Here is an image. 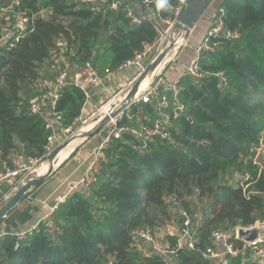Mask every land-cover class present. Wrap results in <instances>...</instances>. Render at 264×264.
Returning <instances> with one entry per match:
<instances>
[{"label": "trees", "instance_id": "trees-1", "mask_svg": "<svg viewBox=\"0 0 264 264\" xmlns=\"http://www.w3.org/2000/svg\"><path fill=\"white\" fill-rule=\"evenodd\" d=\"M107 1L118 9L93 12L77 0H20L9 22L0 7V175L17 160L42 159L52 148L53 131L29 108L40 81L52 76L44 74V65L64 58L73 68L90 62L98 71L96 53L103 41L108 65L117 70L157 38L147 15L165 20L178 0H135L138 13L130 0ZM222 9L240 38L215 39L214 49L200 58L203 76L187 75L184 83L182 78L186 111L172 118L170 137L143 142L126 134L114 140L91 193L77 192L59 204L51 216L54 231L41 222L24 239L1 236L0 264H211L202 252L213 245V231L264 223V170L252 151L264 134V0H223ZM19 16L28 19V32L6 37L5 27H13ZM60 41L64 51L57 48ZM87 100L80 88L64 87L59 127L79 128ZM130 117L121 124L152 126L157 118L152 104L141 103L131 107ZM174 203L182 225L196 212L203 218L195 249L184 246L171 263L151 250L134 258L133 232L165 225ZM177 241L172 239L173 247Z\"/></svg>", "mask_w": 264, "mask_h": 264}, {"label": "built area", "instance_id": "built-area-1", "mask_svg": "<svg viewBox=\"0 0 264 264\" xmlns=\"http://www.w3.org/2000/svg\"><path fill=\"white\" fill-rule=\"evenodd\" d=\"M77 1L86 4L93 12H99L105 7L115 10L118 9V4L116 2L108 5L109 2L107 0ZM188 1L189 0H178L177 3L171 7L172 16L165 20L157 21L152 14L147 15V18L155 25L158 31V36L152 44L145 45L143 50L136 52L133 58L124 62V64L119 68L120 71L131 70L132 74L128 78L127 85L112 94L110 96L111 98L105 102V106H103L99 112L106 109L114 110L113 114H115L121 108V104L134 90L137 82L144 75L149 66L154 64V62L176 41L177 37L172 30L176 27L181 29L179 19L187 7ZM145 2L148 1L145 0ZM128 16L133 18L132 22L134 24H138L140 22L139 18L133 16L132 10H128ZM225 17V11L223 9L220 10L214 24L211 26L207 35L195 50V55L192 61L186 67L187 75L195 79H199L203 76L200 58L203 53L214 49L215 39L224 38L228 41H234L240 38L239 32L231 30L227 26ZM6 19L9 22V16ZM8 25L9 28L5 29L6 37H9L13 31H17L19 37L25 36L28 32V19L22 16L18 17V20L13 27H11L10 23ZM57 48L64 51L66 44L63 41H60L57 44ZM55 70L56 71H54L51 77H46L40 81L39 93L29 102L31 113L43 117L47 121V129L53 131V135L48 138V142L51 145L57 142L55 137L57 130H59L62 134L70 131V129L59 127L61 126L62 116L57 112V107L62 89L73 85L87 93L89 88H93L104 83L100 73L90 62H87L77 68H73L64 58H61L56 61ZM157 72L158 69H156L151 77V84L149 83L147 88L140 91V93L139 89L130 101L133 105L138 103L153 105L157 116L153 125H141L137 127L130 126L128 124H121L126 118L131 119V107L133 105L120 113L116 118H112L106 126V133L102 135L99 145L92 152L89 158L85 174L79 181L69 187L68 194L64 198L60 199L59 204L65 203L70 196L77 192H83L86 195L91 193V188L96 181L97 176L102 172L104 164L107 163V150L114 140H120L126 134H130L137 140H141L143 142L151 141L158 137L161 139H167L170 137L172 118L181 116L186 111V105L181 99L178 82L175 81L172 84H168L162 76H157L154 80V75H156ZM116 99H118V103L116 102ZM113 106L115 107L111 109ZM113 114L109 118H111ZM52 150H49L48 154ZM252 151L255 153V164L260 166V170L262 172L264 170V162H261V159L264 161L263 142L254 146ZM39 161L40 159L38 158L17 160L14 168L7 169L0 175V182L24 177L39 163ZM248 187L249 186H245V190L248 189ZM59 204L55 207V209L59 206ZM202 220V217L195 219H192L191 217L185 218L182 225V234L177 239V247H173L169 240H165L162 246H158L157 238L152 231L138 229L132 234L130 248L131 250H142L144 245H149L152 252L155 251L157 254L162 256L167 263H171L176 252L179 249L184 248V246H187L192 250L195 249V245L197 243V231ZM45 222L48 224V227L54 231L51 218ZM261 227H264V223L257 222L254 226L248 228L237 227L236 229L227 232L220 230L213 231V245L209 246L202 252V258L211 264H230V261H234L241 255L249 253L253 255L254 259H258L264 263V234L252 243L244 242L239 238L238 234L241 229L251 231L255 228ZM36 229L37 228H34L29 233L19 235V238H26L28 234H32ZM170 259L171 262H169Z\"/></svg>", "mask_w": 264, "mask_h": 264}, {"label": "rangeland", "instance_id": "rangeland-1", "mask_svg": "<svg viewBox=\"0 0 264 264\" xmlns=\"http://www.w3.org/2000/svg\"><path fill=\"white\" fill-rule=\"evenodd\" d=\"M130 1H131V5H132L131 6L132 10L138 13L140 11L139 4L135 0H130ZM19 5H20V0H0L1 12L4 16H7V17L9 16V14L13 15L14 13H16L15 11H16L17 7H19ZM49 14H50L49 10L42 12V15L45 17H48ZM18 15L14 16V17H17ZM14 17H12V18H14ZM201 17L198 19V21L195 24H197V23L199 24V22L201 21ZM6 21H7V19H6ZM7 28H9V25L5 27V29H7ZM198 28L199 27H195L194 29L187 32L185 39L181 40L180 44H183V45L179 49H177L174 52L171 51L173 49V46L175 43L174 42L172 44L173 46L171 47V49H167L168 52H167V50L164 52L169 57L168 58L169 62L166 65H164L161 69H159V71L156 73V75H154V80L157 78V76H163L167 72H171L172 75H175L176 77H181L180 80H182V78H183V83L188 79L187 73H186V68L184 69V65H183V64L186 65V63L185 62H177L176 60L180 56V54L183 50L188 49V48L190 49L191 47L193 48L194 40H195L196 36L198 35V30H199ZM180 31H181V29L179 27L178 28L176 27L172 30V32L176 35V37H178V34L180 33ZM96 55L98 56L96 66H97L98 72L100 73L104 83L102 85L94 87V89L97 90L99 97H100V100H101V103L97 104L96 106L94 104H92L91 101L88 103L89 105L87 106V109L84 111V118L81 121V126L79 128L72 129L70 131V133L65 132V134H62V133H60L59 130H57L56 131L57 134L55 136L57 139V142L52 144V146H51L52 148L50 150L55 148L58 144L62 143L63 141L65 142L67 140H71L73 143H78V142H80V140L82 138H84L85 134L87 133V131H85V128H87L90 125L95 124V127H92L89 130V131H91L92 129L98 127L103 122V121H101L99 123H96L99 119L102 118V115L99 113V110L103 106H105V102L107 100H109V98H111L110 96L112 94L116 93L118 90H120L121 88H124L127 85V80L125 78V75H122V73L119 69L113 70L108 65V58H109L110 54H109V52L106 51V48L103 44V41L99 42V46L97 47ZM55 67H56V64L53 62H50L49 64L44 65V67H43L44 74L46 76H51L54 73V71H56ZM180 80L178 81V83L180 82ZM149 82L151 84L152 80L150 79ZM183 86H185V85H182L181 88H184ZM116 102L118 103V99H116ZM114 107L115 106L111 107V109ZM86 122H88V123L84 125V123H86ZM81 128H83L82 131L80 130ZM105 133H106V128H104L101 132H99L94 137H92L90 140H88V142H86L84 145L77 148V151H75L76 153H73L74 156L77 157L80 154L81 150L88 143L90 144L89 145L90 148H88V153H85L87 160L85 161V158H84L81 161V162H83L82 165H84L82 168L85 169L86 166H88V161H89V158H90L93 150L99 145L100 140H101L100 138ZM261 142H263V144H264V134H263V138H262ZM46 156H47V154L42 159H40L39 163L31 170L32 172L31 171L28 172L21 180L18 181L17 179H14L11 181L12 186H15L16 189L13 190V192L5 200V202L2 204L1 208L3 206H5L15 196V194L20 190V188L23 185H25L28 181L36 178L39 175L38 172H36V169L39 168V166H43V162L46 161ZM72 156L73 155L71 154L70 159L72 158ZM46 166H49V170H50V165H46ZM49 170L44 175H46L49 172ZM57 170H58V168H57ZM57 170L46 181V182H48L47 185H45L46 187H48V186L53 187L54 186V181H52V180L55 177ZM79 171H81V170H79ZM84 174L83 173L80 174L77 178V181H79ZM44 175H42V176H44ZM66 189H68V187ZM37 190L33 191L32 193H30L26 197H29L33 194H34V196L35 195L37 196L39 194V193H37ZM67 192H68V190H67ZM172 206H174V207H171V209H170V213H171L170 219L166 222L165 225H163L162 227H160V228L156 229L154 232H152L155 234V237L157 238L158 246H162V244L164 243L165 240H169L172 243V239H174V238L178 239L182 234V230H183V228H182V216L183 215H181V212H179V210L177 209V207H178L177 203L172 204ZM193 208L195 209V207H193ZM56 209L53 208L52 214L54 213V211ZM192 213H193V210H192ZM52 214L49 217H47L46 219H44L43 222H45L46 220L51 218ZM182 214H184V211H182ZM198 217H199V212H196V214H194V216H192L191 218L195 219ZM142 248H143L142 250H137V249L132 250V251H134L133 252V254L135 256L134 258L138 259L143 255L144 256L147 255V253L151 249V247L149 245H144ZM169 262H171V259L169 260ZM254 262H257V261H255L253 255L246 253L244 255H241L239 258L235 259L234 261H230V264H256ZM219 264H222V263H219Z\"/></svg>", "mask_w": 264, "mask_h": 264}, {"label": "crops", "instance_id": "crops-1", "mask_svg": "<svg viewBox=\"0 0 264 264\" xmlns=\"http://www.w3.org/2000/svg\"><path fill=\"white\" fill-rule=\"evenodd\" d=\"M222 2L223 0H212L208 8L204 11L199 24H194V28L199 27V30L198 35L194 40L193 48L191 47L190 49L188 48L183 50L176 60L177 62L186 63V65L183 64L184 69L190 64L195 55V50L207 35L211 26L214 24ZM121 73L122 75H125V78L128 81L132 71L124 70L121 71ZM162 77L168 84H172L175 81L178 82L181 78L172 75L171 72L165 73ZM178 84L180 87V82ZM86 94L88 100L84 111L87 109L90 101L95 106L101 103L99 94L94 87L89 88ZM89 145L90 144L88 143L77 157L74 156L71 159L69 158V160H67L62 166L58 167L57 173L52 180L54 181L53 187H46L45 185H47L48 182H45L38 188L37 193L39 194L37 196H34L33 194L24 198L9 214H7L5 218L2 219L0 223V236L7 234H15L19 236L21 234L29 233L34 228H37L44 219L52 214L53 208L59 204L60 199L64 198L68 194L67 190L69 187L77 182V178L80 174H84L86 172L88 166H86L85 169L82 168L84 165H82L83 162L81 161L84 158L85 161L87 160L85 153H88V148H90ZM11 181L12 180H6L0 182V208L13 190L16 189L15 186H12ZM67 187L68 189H66Z\"/></svg>", "mask_w": 264, "mask_h": 264}, {"label": "water", "instance_id": "water-1", "mask_svg": "<svg viewBox=\"0 0 264 264\" xmlns=\"http://www.w3.org/2000/svg\"><path fill=\"white\" fill-rule=\"evenodd\" d=\"M211 2V1H210ZM210 2H204L202 0H189L187 7L185 8L181 18L179 19V22L181 24V29H187L188 31L192 30L194 28V24L198 21V19L203 15L204 11L208 8ZM173 45H171L168 49H171ZM168 52V50H167ZM166 57V54L163 53L144 73V75L140 78V80L137 82L134 90L131 92V94L125 99V101L121 104V108L113 114L111 118H107L105 121H103L98 127L92 129L91 131L87 132L78 143H73L71 140L63 141L62 143L58 144L47 156L46 161L43 162V165H50L49 172L41 178L36 183L21 188L15 196L2 208H0V223L3 218L9 214L14 207L19 204L27 195L32 193L33 191L37 190L39 187H41L57 170L55 167V159L59 155V153L64 150L67 147H73L74 152L77 150V148L84 145L88 140H90L92 137H94L96 134L101 132L106 126L109 124L110 120L113 118H116L120 113L127 110L131 105H133L130 101L131 98L136 94V92L142 87V85L149 81L156 71L158 67L163 63L164 59ZM73 152V153H74ZM72 153V155H73ZM239 238L247 243L255 242L260 236L264 234V227L261 228H255L251 231L246 230H239L238 232Z\"/></svg>", "mask_w": 264, "mask_h": 264}, {"label": "bare ground", "instance_id": "bare-ground-1", "mask_svg": "<svg viewBox=\"0 0 264 264\" xmlns=\"http://www.w3.org/2000/svg\"><path fill=\"white\" fill-rule=\"evenodd\" d=\"M204 2H210L212 0H202ZM187 32L188 30L187 29H184V30H181L180 33L178 34V37L176 38V41L174 43V46H173V49L171 51H176L177 49H179L183 44H180L181 43V40H184L186 35H187ZM167 56V55H166ZM174 56V55H173ZM171 57V56H170ZM169 57L167 56L165 59H164V62L158 67V71L159 69H161L164 65H166L168 62H169ZM173 58V57H172ZM149 81L145 82L142 87L140 88L139 90V93L140 91H143L147 88V86L149 85ZM114 110H101L99 113L102 115V118L99 119L96 123H99L101 121H104L106 120L107 118H109L112 114H113ZM95 122V121H94ZM88 122L84 123L87 124ZM92 127H95V124L93 125H90L88 126L87 128H85V131H89ZM81 131L83 130V128L80 129ZM80 135V134H79ZM77 141V140H76ZM74 152V148L73 147H67L65 148L64 150H62L59 155L56 157L55 159V167L58 168L60 166H62L71 156V154ZM42 165V164H41ZM49 170V166H46V165H43V166H39V168L36 169V172H38V176L30 181H28L25 185H23L21 188H24V187H27V186H30L34 183H36L37 181H39L41 178H43L45 175V173ZM32 172V171H31ZM35 172V173H36ZM44 175V176H42ZM20 188V189H21Z\"/></svg>", "mask_w": 264, "mask_h": 264}, {"label": "clouds", "instance_id": "clouds-1", "mask_svg": "<svg viewBox=\"0 0 264 264\" xmlns=\"http://www.w3.org/2000/svg\"><path fill=\"white\" fill-rule=\"evenodd\" d=\"M162 6V5H161Z\"/></svg>", "mask_w": 264, "mask_h": 264}]
</instances>
